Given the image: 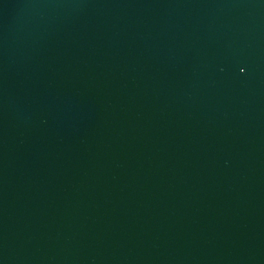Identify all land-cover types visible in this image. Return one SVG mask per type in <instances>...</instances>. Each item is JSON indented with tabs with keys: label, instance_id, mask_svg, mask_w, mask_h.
<instances>
[{
	"label": "water",
	"instance_id": "1",
	"mask_svg": "<svg viewBox=\"0 0 264 264\" xmlns=\"http://www.w3.org/2000/svg\"><path fill=\"white\" fill-rule=\"evenodd\" d=\"M0 264H264V0H0Z\"/></svg>",
	"mask_w": 264,
	"mask_h": 264
}]
</instances>
